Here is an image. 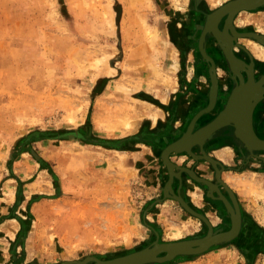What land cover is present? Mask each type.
<instances>
[{"label": "rangeland", "instance_id": "rangeland-1", "mask_svg": "<svg viewBox=\"0 0 264 264\" xmlns=\"http://www.w3.org/2000/svg\"><path fill=\"white\" fill-rule=\"evenodd\" d=\"M230 1L0 0V264L115 258L164 226L174 241L207 233L175 199L184 215L156 223L151 210L169 198L155 202L153 166L117 147L147 124L135 105L141 84H172L168 36L195 40L200 13ZM60 235L70 252L55 246ZM89 240L110 249L89 250Z\"/></svg>", "mask_w": 264, "mask_h": 264}, {"label": "crops", "instance_id": "crops-1", "mask_svg": "<svg viewBox=\"0 0 264 264\" xmlns=\"http://www.w3.org/2000/svg\"><path fill=\"white\" fill-rule=\"evenodd\" d=\"M222 5L224 4L220 6ZM217 8L212 9L209 13ZM243 13H248L241 24L245 28H242L238 23ZM200 14H203L204 18L198 24L197 30L200 32L195 40L194 37L190 39L183 30H179L182 34L179 33L175 39L168 36L171 38H168L171 49L167 50L164 62L169 72L173 73L172 84L168 85L167 82L170 79L162 75L157 78L156 83L143 82L141 84L142 86L134 96L135 105H138L141 117H148L144 120L147 121L144 122L147 124L136 129L137 133L133 139L123 143V146L117 147L119 153L126 156L131 155L135 161L139 162L140 167L147 161L153 166L154 171L151 174L160 189L155 202H158L157 198L161 194L164 195V188L169 180V171L167 168L166 170L163 168L165 166L161 157L163 151L187 131L194 116L210 103V91L213 85L211 66L199 48L207 15L202 12ZM249 24L264 29V8L255 12L243 11L235 19L238 30L246 31ZM239 43L252 51L257 61L256 73L258 77L263 76L264 57L261 55L264 53V47L247 37L240 38ZM207 50L217 61L219 100L216 109L199 120L197 128L210 123L223 111L238 81V76L231 71L221 44L211 34L207 37ZM237 52L247 59L240 48H237ZM153 112H155V118L152 117ZM140 124H142V119ZM254 127L257 134L264 139V98L255 109ZM138 135L141 136L138 138ZM204 149L209 156L220 163L219 166L223 168L222 179L237 198L243 220L241 232L232 242L215 246L200 255L180 256L165 264H264V151L256 152V155H253L236 137L233 126L219 130L205 144ZM194 151L199 155L203 154L200 146L195 147ZM171 159L177 165L189 167L199 176L217 182L216 170L209 161L195 159L187 153L173 154ZM173 187L176 193L181 194L192 207L211 220L216 231L223 232L231 229L232 221L227 207L223 201L208 196L207 185L197 182L189 174L183 173L181 179L176 178ZM220 188L222 193L230 198L224 186L220 185ZM173 201L171 198L162 199L151 210L156 223L161 221V217L166 219L174 212L181 216L184 215L185 212L182 208L175 206ZM89 209L93 211L91 207ZM178 209L181 213L178 212ZM160 225L157 224L155 227L161 229ZM166 228L167 226H164V231H159L161 241H174L166 238L168 235V232L165 231ZM177 229L182 233L185 232L182 226ZM91 234L92 232H89V236ZM157 238L158 236L154 237V240H151L147 245L153 244ZM41 240L39 239V242L33 246V252L40 253ZM55 243V246L63 245L67 249L66 252H70L73 247L72 243H65L61 235L59 240L56 238ZM87 246H89V250L102 251L101 253H106L110 249L109 246L99 245L95 240H89ZM92 255L103 258L99 253ZM51 258L53 262L49 260L44 264H56L57 262L59 264L71 260L66 256L60 257L62 261H56L53 256ZM24 262L30 264L26 263L27 261Z\"/></svg>", "mask_w": 264, "mask_h": 264}, {"label": "water", "instance_id": "water-1", "mask_svg": "<svg viewBox=\"0 0 264 264\" xmlns=\"http://www.w3.org/2000/svg\"><path fill=\"white\" fill-rule=\"evenodd\" d=\"M263 5L264 0H232L208 14L199 47L203 57L212 65L211 76L213 85L210 91V103L194 116L187 131L178 140L167 146L161 156L169 171V180L164 188L165 197L177 200L187 212L203 220L208 227L207 234L202 237L170 242H162L158 234V238L153 244L125 255L110 259L88 256L83 260L59 264H165L180 256L203 254L215 246L232 242L239 236L243 220L237 198L222 179L223 168L219 166L220 163L206 153L204 146L219 130L233 126L235 127L236 137L253 155H256V152L264 151V139L257 134L254 127L255 109L264 98V76L257 81L253 73V65H249L237 57L234 51L236 47L235 40L238 38L247 36L259 38L254 33L238 32L235 28V18L243 11L254 10ZM225 18V26L221 29L220 25ZM210 34L221 44L231 71L239 77V82L229 96L223 111L210 123L197 128L199 120L206 114L213 112L219 100V80L216 62L208 54L206 48L207 37ZM245 70L248 73V80H246L242 72ZM197 146L202 148L203 154L199 155L194 151ZM182 153H187L195 159L209 161L216 170L217 182L201 177L193 169L179 166L172 161L171 156L173 154ZM183 173H187L197 182L207 185L210 198L224 202L231 216L232 227L230 230L216 231L213 223L206 215L197 211L181 194L175 192L173 184L176 178H182ZM220 185L224 186L230 198L222 193Z\"/></svg>", "mask_w": 264, "mask_h": 264}, {"label": "flooded vegetation", "instance_id": "flooded-vegetation-1", "mask_svg": "<svg viewBox=\"0 0 264 264\" xmlns=\"http://www.w3.org/2000/svg\"><path fill=\"white\" fill-rule=\"evenodd\" d=\"M264 8V5L263 6H261V7H259V8H257V9H254V10H249L250 12H255V11H259V10H261V9H263ZM210 14V13H209ZM207 16H208V14H207ZM238 16V15H237ZM236 19V18H235ZM225 20H226V18L222 21V23H221V25H220V27H221V29H223L224 28V26H225ZM234 23H235V21H234ZM255 28H257L258 30H256ZM240 32H242V33H254V34H256L257 36H259V38H256V37H254V36H247V38H251V39H253V40H255L257 43L256 44H259V46H262V47H264V29H262V28H260V27H258V26H255V27H253V25H248L247 26V30L246 31H241V30H239ZM203 32V31H202ZM201 35H202V33H201ZM201 38V37H200ZM241 38V37H240ZM240 38H238L237 40H235V45H236V47H235V49H234V51H235V53H236V55H237V57H239L240 59H242V60H244L247 64H249V65H253V73H254V75H255V78H256V80L258 81V80H260L263 76H264V74H263V76H260V77H258V75H257V73H256V64H257V61H256V58H255V56H254V54L252 53V51H250L247 47H245V46H243V45H241L240 43H239V40H240ZM199 45H200V41H199ZM244 47V48H243ZM200 48V47H199ZM206 48H207V42H206ZM237 48H240V51H242L245 55H246V58L247 59H245V58H243L242 56H240V54L237 52ZM207 52H208V50H207ZM208 54H209V52H208ZM210 55V54H209ZM211 57H213L212 55H210ZM214 58V57H213ZM214 60H215V58H214ZM215 62H216V68H217V61L215 60ZM210 64V66H212L211 65V63H209ZM243 72V75H244V77L246 78V80H248V73H247V71L245 70V71H242ZM217 76H218V73H217ZM239 82V77H238V81H237V83ZM237 83H236V85H237ZM214 182V181H213ZM217 195V194H216Z\"/></svg>", "mask_w": 264, "mask_h": 264}, {"label": "bare ground", "instance_id": "bare-ground-1", "mask_svg": "<svg viewBox=\"0 0 264 264\" xmlns=\"http://www.w3.org/2000/svg\"><path fill=\"white\" fill-rule=\"evenodd\" d=\"M206 20V19H205ZM201 26V25H200ZM235 28L237 29V27H236V25H235ZM237 31L238 32H240L238 29H237ZM244 32V31H243ZM240 33H242V32H240ZM222 53V52H221ZM264 54V53H263ZM241 67H243L242 65H241ZM205 108V107H204ZM175 189V188H174ZM176 192V191H175ZM176 228V227H175ZM177 229V228H176ZM178 232V231H177ZM181 233H176L175 235L176 236H179ZM171 235V234H170ZM173 236H174V234H173ZM179 241V240H178Z\"/></svg>", "mask_w": 264, "mask_h": 264}]
</instances>
